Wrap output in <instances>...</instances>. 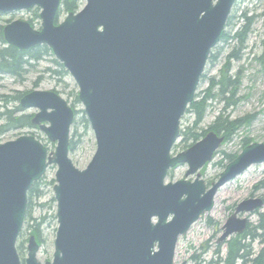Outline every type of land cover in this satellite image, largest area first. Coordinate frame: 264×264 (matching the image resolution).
Here are the masks:
<instances>
[{
    "label": "water",
    "instance_id": "1",
    "mask_svg": "<svg viewBox=\"0 0 264 264\" xmlns=\"http://www.w3.org/2000/svg\"><path fill=\"white\" fill-rule=\"evenodd\" d=\"M236 1L85 0L58 21L61 0H0L1 15L40 8V30L12 21L4 40L21 50L44 44L53 51L77 83L97 147L78 169L69 157L73 108L56 92L23 94L20 106L38 110L32 124L56 150L48 154L40 139L26 134L0 143V264H43L34 236L24 263L16 244L28 191L50 165L57 168L58 230L45 264H174L179 237L212 210L219 188L264 162V143L249 144L208 188L198 171L224 137L211 131L171 155ZM181 163L189 166L186 176L197 177L165 183L169 169ZM263 203H239L218 241L243 233L248 219L237 213Z\"/></svg>",
    "mask_w": 264,
    "mask_h": 264
},
{
    "label": "rangeland",
    "instance_id": "2",
    "mask_svg": "<svg viewBox=\"0 0 264 264\" xmlns=\"http://www.w3.org/2000/svg\"><path fill=\"white\" fill-rule=\"evenodd\" d=\"M84 3L85 0L80 1V8L84 6ZM232 8L229 25L224 29L226 36L230 38L226 42L221 40L219 45L211 51L210 54L213 55V58H210L206 64L204 77L198 84L197 95L194 99L197 102L204 100L209 90L210 81L222 79L221 74L223 70H226V67L228 68L227 74H225L226 79L237 80V82L235 86L228 87V91L225 92L224 96L217 95L218 88L212 91L214 96L206 101L207 110L200 125L195 128L197 134L204 133L203 131L205 133L200 135L197 140L190 141L187 147L180 143L182 136H179L171 150L173 156L188 150L190 146L196 144L207 133L211 132L208 131V128L215 124L219 117L227 118L230 121L244 117L252 119L251 122L237 127L229 140L226 141L224 137L212 160L200 171L199 174L205 180L207 187L218 180L220 174L231 162L227 155L238 156L241 153L245 138L249 141V144L264 143V59H262L264 58V0H238ZM245 13L248 17L252 16V23L249 29L250 32L243 39L244 42H241L240 37L238 39L236 35L238 32L244 31L242 27L247 23V20L243 17ZM28 18V11L0 15V26L3 27L9 22L17 20L27 21ZM62 18H64L63 15L60 16V19ZM40 25L34 24V28L40 30ZM232 55L238 57H231ZM53 58L54 56L43 58L35 68H31L24 79L16 80L11 76L4 75L0 77V126L6 122V118L1 116V113L18 105V102H12L11 96L16 93H30L32 90L56 92L75 111L76 116L71 127L70 137L76 133L75 137L80 138L81 141L76 150L70 151L69 157L78 169H83L91 162V158L96 152V138L91 126L86 125L82 120L86 116L84 115L83 104L79 101L75 102L78 95L77 83L74 82L69 72L64 74L60 70ZM226 79L224 82H226ZM228 97H232V101L235 102L234 105L227 106L225 98ZM24 112L33 117L38 110L36 108L24 109ZM194 120V111H188L180 121V131L181 129L184 131L186 127L192 125L195 122ZM24 134L40 139L48 149V154L55 153L56 143L51 142L46 134L34 125L31 128L22 126L1 133L0 143L10 141ZM217 134L220 137L224 136V133ZM56 170L55 165H50L41 178L40 182L44 187V196L34 201V205H36L32 216L35 221L30 223V228L24 226V235L19 236L17 239L16 249L23 262L27 258L28 243L25 244L26 249L23 252L18 250V245L21 241L32 236L30 233L35 225L40 228L41 233V243L37 241L39 245L37 261L45 264L51 262L53 257L55 237L58 230L57 205L55 203L49 204V201L54 197V185L51 182L55 180ZM187 170L188 166L185 163L179 164L177 168L169 171L166 182L179 181L180 179L191 181L197 177L196 174L186 176ZM217 193H221V195H218L215 210L213 208V212H204L197 222L189 228L188 233L178 239L174 264H222L221 261L227 255V241L237 237L235 234H231L222 242L218 241L223 234L222 227L226 224L227 218L236 212L239 203L248 200V198L262 197L264 202V162L250 166L241 175L226 182L219 188ZM261 215L264 218V203L261 208L254 212L237 213V217L248 219L247 225H250V230L254 233L252 238L245 240V254H248L245 263H242V259H240L237 264H254L252 260L264 248V224H262ZM43 216H45V219L42 221Z\"/></svg>",
    "mask_w": 264,
    "mask_h": 264
},
{
    "label": "trees",
    "instance_id": "3",
    "mask_svg": "<svg viewBox=\"0 0 264 264\" xmlns=\"http://www.w3.org/2000/svg\"><path fill=\"white\" fill-rule=\"evenodd\" d=\"M80 1L81 0H61V4H60L61 7L59 9L58 16H61L62 14L66 15V14L73 13L79 10ZM28 14H29L28 22H30L32 26H34V24L36 25L39 24V21H40L39 9L35 8L32 10H29ZM243 17L247 20L246 25L242 27L244 28V31H241L240 33L238 32L236 35V38L239 39L240 37L241 42H244L243 39H245V36L248 34V32H250L249 29L252 23L251 22L252 16L248 17L247 14L245 13ZM228 23L226 26L229 25ZM2 28L3 27L0 26V77L4 75V76H11L16 80L24 79V77L31 70V68H35L37 63H39L43 58H45L46 56H52V57L54 56L52 50L49 49L44 44L30 47V49H27V50L17 49L16 47L12 45L7 44L6 40H4ZM229 38L226 36V33L223 32L221 35L220 41L222 40L226 42L227 40H229ZM231 57L237 58L238 56L232 55ZM210 58H213L212 54ZM53 60L64 74L68 73V71L63 67V65L58 60H56L55 58H53ZM227 69L228 68L226 67V70H223L221 74L222 79L210 81L209 90L204 100L202 101L200 100L199 102L194 100L188 105V108L186 109L187 112L192 110L195 113V120H194L195 127H193L194 131H190V129L188 128H186L184 131L181 129L180 131L181 136L185 138L184 143L189 144L190 141L197 140V138L200 135L205 133V131H203L204 133L197 134L195 132L196 131L195 128H197L200 125L201 120L207 110L206 101L210 97L214 96V94H212V91L215 90V88H218V91L216 92L217 95L224 96L225 92L228 91L229 86L231 85L235 86V83L237 82V80L233 81L232 79H229V78L226 79L225 74H227ZM203 77L204 76H202V78ZM225 79H226V82H224ZM22 96H23L22 93L21 94L16 93L14 96H11L12 102H18V105L15 106L14 108H11V110L6 109L5 111L1 113V116L6 118V122L5 124L0 126V134L7 130L21 128L22 126H28L30 128L33 127L32 115L25 113L24 109L21 106H19V102ZM225 100L227 101V106H232L235 104V102L232 101V97L225 98ZM78 101L79 99L77 95L75 98V102L77 103ZM82 120L86 123V125L89 124L86 116H84ZM251 120L252 119H248L247 117H244L242 119L230 121V120H227V118L219 117V119H217L215 124L211 125V127L208 128V131H215L219 134L224 133V137L226 138V141H227L232 137L237 127L243 125L244 123H249L251 122ZM75 136H76V133H74L71 136L70 143H69L70 151L76 150L77 146L79 145L81 141L80 138L77 139ZM247 144H249V141L245 138V144L243 147H245V145ZM236 156L227 155V157L230 158V161L235 159ZM51 183L54 185L55 184L54 180ZM27 195H28V203H27L28 207L26 211V216H25L26 218H25L24 226H26V228H30L31 227L30 223L32 221H35V218L32 216L34 207L36 205V204L34 205V201L41 199L44 196V187L42 186V183L40 182V180L36 181L33 187L28 191ZM54 203H55V198L52 197L49 201V204H54ZM44 219H45V216L42 217V221ZM30 234L35 236L37 241L41 243L40 228H38L37 225H35L34 228H32ZM21 235L22 236L24 235L23 230L20 236ZM241 238H242L241 235H239L227 241L228 242L227 243L228 247H227V252H226L227 255H226V258L223 261H221L222 264H237V262L240 259H242V263H245L246 261L245 259L248 254H245L246 247L243 245L244 243L243 241H241ZM28 240L29 239L27 238L26 240H23L20 242V244L18 245L19 251L23 252L24 249H26L25 244L28 243ZM252 261L254 264H264V248L261 250V253H259V255Z\"/></svg>",
    "mask_w": 264,
    "mask_h": 264
},
{
    "label": "bare ground",
    "instance_id": "4",
    "mask_svg": "<svg viewBox=\"0 0 264 264\" xmlns=\"http://www.w3.org/2000/svg\"><path fill=\"white\" fill-rule=\"evenodd\" d=\"M22 95H23V94H22ZM186 113H187V111H186ZM186 113H185V114H186ZM182 118H183V117H182ZM191 126H192V127H191ZM193 127H195V124H194V123H193L192 125H189V126L186 127V128L190 129V131H194V130H193ZM179 133H180V130H179ZM180 136H181V133H180ZM184 142H185V138L181 137L180 143H181V144H184V145L187 147V146H188V143H184ZM245 146H246V145H245ZM244 148H245V147H244ZM244 148H243V149H244ZM243 149H242V150H243ZM242 150H241V151H242ZM198 172L200 173V170H199ZM216 194H217V195H216ZM216 194H215L216 197H215V202H214V206H215V207L213 206L214 210H215V208H216V205H215V204H217L216 201H217V199H218V195H221V193H216ZM259 198H261V199L263 200L262 197H259ZM259 198H256V199H259ZM213 208H212V210H211L212 212L214 211ZM260 218H261L262 224H264V218H262V216H261ZM196 222H197V221H196ZM262 224H261V225H262ZM187 233H188V232H187ZM187 233H185V234H187ZM185 234H183V235H185ZM253 234H254V233L252 232V230H250V225H247L246 228H245V231H244L243 233H241V234H235V235H236V236L241 235V237H242V238H241V241H243V243H244L243 245L246 247V244H245L246 241H245V240H246V239H249L250 237L252 238ZM180 237H181V236H180ZM180 237H179V238H180ZM245 249H246V248H245ZM218 251H219V250H218Z\"/></svg>",
    "mask_w": 264,
    "mask_h": 264
}]
</instances>
